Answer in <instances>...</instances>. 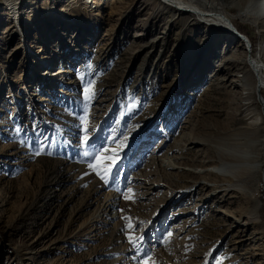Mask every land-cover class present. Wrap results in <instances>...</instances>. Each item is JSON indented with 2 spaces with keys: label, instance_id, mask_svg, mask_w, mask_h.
I'll return each instance as SVG.
<instances>
[{
  "label": "rangeland",
  "instance_id": "1",
  "mask_svg": "<svg viewBox=\"0 0 264 264\" xmlns=\"http://www.w3.org/2000/svg\"><path fill=\"white\" fill-rule=\"evenodd\" d=\"M51 1L83 8L85 21L46 8L21 26L0 15V264H264V96L247 63L264 66V17L256 25L238 15L248 0H222L250 49L150 0ZM37 51L52 56V77L36 79ZM188 135L249 151L246 189L167 175L159 160ZM212 148L178 153L180 166L218 162ZM109 196L119 204L103 210Z\"/></svg>",
  "mask_w": 264,
  "mask_h": 264
},
{
  "label": "bare ground",
  "instance_id": "2",
  "mask_svg": "<svg viewBox=\"0 0 264 264\" xmlns=\"http://www.w3.org/2000/svg\"><path fill=\"white\" fill-rule=\"evenodd\" d=\"M75 1V0H71ZM77 2L79 0H76ZM236 1V0H234ZM76 2V3H77ZM151 5L153 4L157 9L159 8H168L167 10H170L174 16H185L188 15L192 18L195 22H202L206 29L211 30L214 32L212 35V38H214V42L219 43L224 39L226 34L235 32L231 25V22L233 23L232 19L229 18V16L226 13L225 10V4H223L222 0H150ZM36 3L35 0H30L29 2L26 0H3L2 6L0 7V15L6 16L9 15L12 20L15 22L16 25L21 26V20L23 16L28 12L27 19H32L34 15L37 14L38 11L46 10L51 15H57L58 13H62V15L69 21H77V22H84L86 18H84V15L81 13L82 9H79L77 7L71 6L69 7L68 4L61 5L60 8L54 6L52 4L51 0H45L44 6L42 8H38V6L33 5ZM85 8L88 9V7L93 8V6H98L97 0H87L85 1ZM233 4L238 5V2H234ZM232 4V5H233ZM92 7H91V6ZM68 6V7H67ZM240 8V12L238 15L245 16L249 19L251 16V21L259 25L260 19L264 17V0H248L246 5L244 4V7ZM43 13V12H42ZM97 14H101L100 11H98ZM250 20V19H249ZM170 24V23H169ZM235 26V25H234ZM236 28V26H235ZM236 30H238L236 28ZM229 36V35H228ZM167 41V40H166ZM252 44V43H251ZM227 45V44H226ZM224 45V46H226ZM25 46L27 49H30L31 47L25 42ZM248 47V43H247ZM251 49V48H250ZM249 50V48H248ZM225 51L221 50L220 53H224ZM232 54L223 56V61L227 59H237L239 57V51L232 50ZM30 57L32 58L30 63L32 67H37V76L36 79L40 80V78H47L52 77L54 71L53 65L55 64L54 60L52 59V56L49 55H42L39 59V54L37 52H30ZM38 54V55H37ZM37 56L38 58L34 57ZM223 61L219 62V64H215L219 70L224 68L222 63ZM247 63L250 69V72L252 71L255 75L257 87L258 84L261 83V88L264 86V66L261 64L259 60H257L253 55H251L250 59H247ZM61 68V66L59 67ZM64 68V67H62ZM66 69V68H65ZM62 72V71H61ZM67 73V72H66ZM70 74V73H69ZM62 78H64V74H60ZM225 79V78H224ZM46 80V79H44ZM63 87V86H62ZM61 89V88H60ZM154 132L151 131L149 134L152 135ZM152 138H147L150 141H152ZM183 140L185 143L183 145H179V142L175 143L168 149V152L165 155L166 157L161 158L160 165L163 167L164 171L167 175H178L181 173H191L195 177H212L215 179L216 186L214 187V190H218L222 188V186H229L233 187L236 185H240L247 187L248 180L251 179V172L254 171V168L256 164L252 160V155L247 150H242L239 145H226L217 147L213 145H210L208 138H203L201 136H184ZM190 145V146H189ZM202 146V147H209L210 149H214L218 154L220 155V160L218 162H213L209 160V162L206 165V168L199 169V165L197 162L190 163L189 168H183L180 166L181 161L180 157L178 156V153H181L184 151V155L188 154L193 150L194 147ZM160 148V145L156 147L154 151H157ZM156 164V163H155ZM179 177V176H178ZM176 180H179L177 178ZM217 182H220L219 184H222L221 187ZM196 183L193 185H190V187H186L185 189H182L180 193H177L174 197L175 202H181L185 195H189L191 192H194ZM156 186V185H155ZM209 187H206L203 189L205 191ZM232 189V188H231ZM213 197H218V194H221V192L214 193ZM106 204L104 209H115L116 206L119 204L117 201L113 200L112 196H109L106 200ZM253 201V200H252ZM230 216V215H229ZM116 218L115 215L111 216ZM99 221L103 224L110 225L107 220L102 218L101 214H98ZM111 220V219H110ZM106 225V226H107ZM119 259V258H118ZM117 259V260H118ZM118 261H114L112 264H117Z\"/></svg>",
  "mask_w": 264,
  "mask_h": 264
},
{
  "label": "snow or ice",
  "instance_id": "3",
  "mask_svg": "<svg viewBox=\"0 0 264 264\" xmlns=\"http://www.w3.org/2000/svg\"><path fill=\"white\" fill-rule=\"evenodd\" d=\"M87 131H88L87 128H85V133H87ZM89 143L90 142H89L88 136H87V134H85L83 139H82V141H81V145L82 146H87V145H89ZM38 153H39V149H37V154ZM82 154H83L84 157H91L93 160L96 159V154H94L92 152L84 151ZM89 167H93L92 163H89ZM97 174L100 175L99 172H97ZM112 178L114 179L115 175H113ZM101 179H105V176L101 175ZM105 182L108 183L109 182L108 179H105ZM126 198H129V197H126ZM128 227L131 228L132 225L129 224ZM128 239H129V242L133 244V246H137L138 245V241L142 240L143 238L142 237H134L132 235H129ZM218 264H219V262H218Z\"/></svg>",
  "mask_w": 264,
  "mask_h": 264
},
{
  "label": "water",
  "instance_id": "4",
  "mask_svg": "<svg viewBox=\"0 0 264 264\" xmlns=\"http://www.w3.org/2000/svg\"><path fill=\"white\" fill-rule=\"evenodd\" d=\"M231 25H232V27L234 28L233 30L241 37H243L245 40H246V42L248 43V46H250L249 44H250V41L251 40H249V37L246 35V34H244L243 32H240L239 30H236V28H235V26L233 25V23L231 22ZM250 48H251V46H250ZM260 88H261V83H259L258 84V87H257V93H258V95L259 94H261V90H260Z\"/></svg>",
  "mask_w": 264,
  "mask_h": 264
},
{
  "label": "trees",
  "instance_id": "5",
  "mask_svg": "<svg viewBox=\"0 0 264 264\" xmlns=\"http://www.w3.org/2000/svg\"><path fill=\"white\" fill-rule=\"evenodd\" d=\"M236 26H237V28H238L239 31H242V29L239 27L238 24H236ZM248 37H249V36H248ZM249 40H251V41H252V44L255 45L256 41H255L254 38L249 37ZM261 94H262V96H264V86H263L262 89H261ZM263 98H264V97H263ZM262 199H263V201H264V195L262 196ZM260 210H262V211H261V214H262V216H264V207H260Z\"/></svg>",
  "mask_w": 264,
  "mask_h": 264
},
{
  "label": "built area",
  "instance_id": "6",
  "mask_svg": "<svg viewBox=\"0 0 264 264\" xmlns=\"http://www.w3.org/2000/svg\"><path fill=\"white\" fill-rule=\"evenodd\" d=\"M261 95V94H260ZM262 96V95H261Z\"/></svg>",
  "mask_w": 264,
  "mask_h": 264
}]
</instances>
